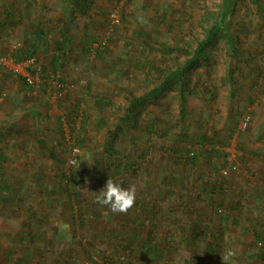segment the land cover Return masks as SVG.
Instances as JSON below:
<instances>
[{
  "label": "rangeland",
  "instance_id": "374dc122",
  "mask_svg": "<svg viewBox=\"0 0 264 264\" xmlns=\"http://www.w3.org/2000/svg\"><path fill=\"white\" fill-rule=\"evenodd\" d=\"M233 5L221 17L223 0H92L84 13L70 0H0V51L42 28L35 55L53 69L64 53L73 85L52 101L0 68V264H223L226 250L230 264H264V0ZM219 18L235 47L216 38L184 91L175 80L117 130L129 98L181 66ZM80 108L71 166L62 118ZM73 169L86 174L76 188ZM108 178L136 186L127 213L95 203Z\"/></svg>",
  "mask_w": 264,
  "mask_h": 264
},
{
  "label": "trees",
  "instance_id": "16d2710c",
  "mask_svg": "<svg viewBox=\"0 0 264 264\" xmlns=\"http://www.w3.org/2000/svg\"><path fill=\"white\" fill-rule=\"evenodd\" d=\"M70 1L72 2L74 9L80 10L83 13L88 10V7H89L90 3L92 2V0H70ZM234 1L235 0H223L224 8L222 10L221 17H223V15L226 14V12H228L234 6L233 5ZM222 24H223L222 18L217 19L212 24V26H210V28H208L206 30V35L198 41L196 47L191 52L188 53V57L185 60V62L181 66L177 67L176 69H168V72L163 75L159 84L155 85L152 89L145 92L144 94L133 95L129 98V103H128L124 113L119 118V124L117 126V130L122 131L123 128L130 122L136 123V119H137L136 115H137L138 111L142 107H144L149 102V100L151 98L157 97L159 94L168 90L172 86V84L175 82V80L180 81V84H181L180 90L184 91V89H185V81H184L185 73L187 71H191L194 68H196L202 60L209 59L208 48L212 45L213 41L216 38H218L220 36L226 37L229 45L233 48L235 47L234 46L235 37H233V35L229 31V29H225L224 26H222ZM33 32L35 33V35L28 37V41L26 42V44L24 45V47L22 49L21 48L15 49L14 55L18 59H23L27 56H31V55L35 54L34 50H36L39 47L38 40L41 41V38L46 39V37H43L44 32L41 33L42 30H40V32H39L41 34V36L39 35L38 32H36V31H33ZM109 38H108V40H109ZM69 39H70V37H68V40ZM108 40H107V44L103 47V49H97L96 54L100 53L105 48H107ZM63 45L65 46V45H67V43H65ZM61 54L64 55V53H61ZM59 56L57 55V57H56V62H55L54 68L59 64L58 63L60 60ZM181 81H183V82H181ZM22 84L24 85V87L27 88V86L24 84V82ZM183 102H184V97H183ZM116 137H117V135L115 136L114 134H111V136L108 138V140L105 144V152L109 156L114 155V143L117 139ZM0 158H1V154H0ZM71 166H74V165H71ZM107 169H108V167L105 166L104 160L95 159L93 161L92 171L97 173V175L104 177ZM85 176H86V174H84L82 176L83 178L78 179L76 177L75 171L73 169V172H72V183L74 184L73 187L76 188V186L83 185L85 183ZM69 194L71 195V193H69Z\"/></svg>",
  "mask_w": 264,
  "mask_h": 264
},
{
  "label": "built area",
  "instance_id": "2783aa9c",
  "mask_svg": "<svg viewBox=\"0 0 264 264\" xmlns=\"http://www.w3.org/2000/svg\"><path fill=\"white\" fill-rule=\"evenodd\" d=\"M109 20L112 26L119 24L121 22L119 10L111 12ZM109 35L89 46V52L93 56L97 53V49H102L107 44ZM0 68L12 74L18 82H24L29 94L32 96L45 97L48 100L55 101L67 97L73 90L72 83L64 74L62 63L59 62L55 68L49 69L35 54L18 59L11 50L0 51ZM83 115L84 112L80 108L69 116L65 115L62 118L64 136L68 146L67 162L69 165H75L81 156L82 149L77 141L76 133L81 127ZM248 119L247 117L242 122V129L248 125ZM228 171L229 167L222 169L224 175H227Z\"/></svg>",
  "mask_w": 264,
  "mask_h": 264
},
{
  "label": "clouds",
  "instance_id": "9594fccd",
  "mask_svg": "<svg viewBox=\"0 0 264 264\" xmlns=\"http://www.w3.org/2000/svg\"><path fill=\"white\" fill-rule=\"evenodd\" d=\"M136 197L137 188L135 185L125 188L108 178L105 186L95 196V203L108 206L115 213H127L134 207ZM235 254L234 250H226L225 254L222 255L223 264H230L231 258Z\"/></svg>",
  "mask_w": 264,
  "mask_h": 264
},
{
  "label": "crops",
  "instance_id": "0c3cea01",
  "mask_svg": "<svg viewBox=\"0 0 264 264\" xmlns=\"http://www.w3.org/2000/svg\"><path fill=\"white\" fill-rule=\"evenodd\" d=\"M36 29H37V28H36ZM40 30H42V28H41V29H37V30H35V31L39 33V32H40ZM41 33H43V30H42V32H41ZM33 35H35V33H34V32H33V33H30V36H33ZM39 35L41 36V34H40V33H39ZM30 36H29V37H30ZM43 36H44V33H43ZM37 40H38V39H37ZM38 42L40 43V40H38ZM39 43H38V44H39ZM37 49H38V48H37ZM38 51H41V52H42V50H41V49H38ZM61 57H64V55H63V54H61ZM61 57L59 58L60 60L58 59L60 63H62V62H63ZM59 62H58V63H59Z\"/></svg>",
  "mask_w": 264,
  "mask_h": 264
}]
</instances>
